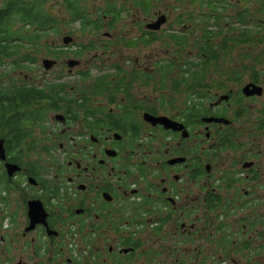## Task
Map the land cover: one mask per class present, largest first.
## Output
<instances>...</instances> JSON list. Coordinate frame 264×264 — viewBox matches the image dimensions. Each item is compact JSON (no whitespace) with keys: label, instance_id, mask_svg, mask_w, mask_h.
I'll return each instance as SVG.
<instances>
[{"label":"flooded vegetation","instance_id":"af4514ba","mask_svg":"<svg viewBox=\"0 0 264 264\" xmlns=\"http://www.w3.org/2000/svg\"><path fill=\"white\" fill-rule=\"evenodd\" d=\"M70 1L50 0L60 3L63 25L70 24ZM77 1L83 13L84 2ZM159 1L87 0V15H100V22L73 23L102 35L83 53H93L83 63L82 56L68 58L78 50L69 47L74 39L63 44L66 33L61 43H21L20 35L4 42L0 254H11L12 264H260L264 0H209L216 13L208 1L206 10L190 8L193 26L202 22L210 39L222 34L211 30L218 14L236 19L241 28L231 45L244 49L236 59H217L233 64L232 71L227 66L200 97L195 72L185 71L169 86L173 74L148 73L139 67L148 58L133 56L160 31L147 25L162 15L168 22L172 9L159 3L152 11ZM246 15L253 30L244 27ZM185 19L178 14L175 22L186 28ZM21 27L15 23L11 31ZM38 45L56 56L42 81ZM249 45L260 51L250 56ZM70 59L79 64L70 69ZM176 93L186 95L183 107L175 106ZM147 116L169 119L177 129Z\"/></svg>","mask_w":264,"mask_h":264},{"label":"rangeland","instance_id":"374dc122","mask_svg":"<svg viewBox=\"0 0 264 264\" xmlns=\"http://www.w3.org/2000/svg\"><path fill=\"white\" fill-rule=\"evenodd\" d=\"M4 0H0V7L2 6ZM101 3V2H99ZM165 5L167 8L172 9L171 14L168 17V22L158 31L156 36L152 39L151 45L148 47H140L139 49L132 50L133 56H143L144 58H148L147 63L139 64V67H145L147 68L148 73H164L168 74L171 73L173 76L170 78V80L167 81V85L171 86V81L175 79L182 80L183 74L185 70V65H190L191 62L198 65V62L200 61V58L198 57V48L199 44H201V36L203 32L206 29V26L202 24V22H197V25L193 26V22L190 21L191 18V11L190 8H195L197 6H200L202 3L199 0H162L159 1L155 8L152 9V11H155V9L159 8L158 5ZM60 3L58 2H48L47 5H45V11L51 15L54 19L57 20V25L60 31V34H50L46 40L48 42H51L54 40L58 43V41L61 43L62 35L63 33H66L68 36L74 39L73 43L70 48L75 47L79 52V47L82 44H87L88 42H94L95 45H98L97 39L101 38L102 32H99L98 34H89L87 31H80L79 30V24L78 23H70L69 25H63V18L65 17L63 12L60 11ZM91 10V7L89 8ZM195 10V9H194ZM203 10H206L203 8ZM219 13V11H218ZM179 15L186 14L187 20L185 19V22L183 23L186 25V28H183V25L178 24L175 22L176 17ZM219 19L217 21V26L213 27L211 30L215 31L217 29H221L222 34L219 36H216L212 39H210V44L214 48L223 49L219 47L220 45H223L222 38L224 34H228L226 37V51H223L220 53L219 58H225V57H232L236 59L237 56L241 55L243 53V48L240 49L239 44L238 45H231L234 44L233 41L235 37H237L236 32L240 30L241 25H238L236 22V19L234 20L233 17L230 19H225V16L222 14H218ZM69 13V17H70ZM248 15H246V23L245 28L253 30V23L247 22ZM227 23V25H226ZM215 24V23H214ZM235 28L236 31H230L226 32V29L228 27ZM245 30V29H244ZM249 32V31H248ZM101 34V35H100ZM175 34L179 37H182V40L184 42V47L182 48L180 45L174 44L169 38L170 35ZM75 44V45H74ZM252 53H249L250 56H255L257 52L260 51V49L255 48L253 45H249ZM21 54H24L26 52L25 47H21ZM261 48V47H260ZM246 51H249L246 49ZM255 52V53H254ZM91 54H83L82 56V63L83 60L87 57L92 56ZM37 79L38 81H42L41 78L46 77V75L50 72H45L46 70L42 67L41 61L45 59H50V57H53L51 55V52L47 50H40L37 51ZM67 57V56H66ZM68 58H74L75 56L73 54H70ZM171 62V65L169 64ZM232 63H235V60L231 61ZM222 62V60H219L217 63H210V65L206 66L204 68V73H202L200 76H198V80L196 82L200 85V88L196 87L195 92L196 94L199 93L200 95L204 96L206 95V86L210 82H216L217 78H219L218 81L221 80V73L227 71V66L232 68L233 64H228ZM8 64L5 63L4 68H0V72L7 74V71L9 70L7 68ZM130 67V66H129ZM135 67V65H134ZM162 67H168L165 71H161L160 68ZM202 66H194L192 67V70L200 69ZM102 68L104 71H109L111 66L110 65H102ZM96 71V70H94ZM230 71H232L230 69ZM58 72V71H55ZM187 72V71H186ZM35 74V72H33ZM32 73V75H33ZM19 75L18 71H16L14 74L10 73L8 76L11 78H15V76ZM44 75V76H43ZM21 80L22 82H25L26 80H23L22 76ZM2 79V78H1ZM40 79V80H39ZM190 81V80H189ZM22 85H25L22 83ZM168 86V87H169ZM173 89V88H172ZM174 90V89H173ZM180 90L184 91L185 87L181 86ZM156 94V93H155ZM174 97L178 98L177 103L175 106L177 108L184 106V94H174ZM168 98V96H167ZM264 233V229L261 231ZM262 251L261 255L256 258L260 259V264H264V240L262 241ZM0 261L1 264H12L13 261L12 255L9 254L6 256V252L3 254H0ZM247 260H250V258H246ZM243 264V262L241 263ZM256 264V263H255Z\"/></svg>","mask_w":264,"mask_h":264},{"label":"trees","instance_id":"16d2710c","mask_svg":"<svg viewBox=\"0 0 264 264\" xmlns=\"http://www.w3.org/2000/svg\"><path fill=\"white\" fill-rule=\"evenodd\" d=\"M201 1V5L198 6L200 8L206 9V4L210 5V9L213 13H216L215 8L211 6V2L209 0H199ZM50 2V0H4L2 6L0 7V65L4 57L9 56V53L4 45V42L12 37L17 35L19 36V40L21 43L23 42H44L47 41L46 38L51 34H60V30L57 25V20L54 19L51 15H49L45 11V5ZM84 2V9L83 13L78 12L77 10V0L70 1V23L77 21L78 19L81 21L83 26L92 25L95 26L100 22V15H98V20H94V18L89 17L87 15V8L85 6L87 0H83ZM219 4H221V0H217ZM208 6V5H207ZM218 12V11H217ZM15 23H21L22 27L19 31H11L14 27ZM32 28V29H31ZM89 34H98L99 29L93 28L91 30H86ZM212 35L210 32L204 31L201 36V44H199L198 48V57L201 59L198 62L197 66H202L200 69L195 71L187 69L186 71L191 73L195 72L196 75L200 76L204 73V68L210 63H217V59L220 57V53L226 51L224 47L223 49L214 48L210 44V38ZM170 40L174 42V44L180 45L182 48L184 47V42L182 37H179L175 34L169 36ZM152 38H149L148 42H152ZM93 42H88L87 44H82L79 48V54H82L85 50H93L91 48ZM89 47V48H88ZM47 50L49 52L48 45H38L37 51L40 50ZM76 54L75 56H81ZM53 57L55 53H51ZM205 58V59H203ZM215 61V62H214ZM188 66V65H187ZM168 67H163L162 71H165ZM198 80V77L196 78ZM200 88V85H197ZM197 96H202L199 93L196 94Z\"/></svg>","mask_w":264,"mask_h":264},{"label":"water","instance_id":"95a60500","mask_svg":"<svg viewBox=\"0 0 264 264\" xmlns=\"http://www.w3.org/2000/svg\"><path fill=\"white\" fill-rule=\"evenodd\" d=\"M165 21H166L165 16L162 15L154 23H151V24L147 25V29L152 30V31H158L161 28V26L163 24H165ZM71 42H72V38L71 37H64L63 38V44L68 45ZM42 64H43L45 70H49L50 66L52 65V62L49 61V60H43ZM78 64L79 63L77 61H73V60L68 61L69 68H72V67H74V66H76ZM146 119L149 120V121H152L153 124L158 123V124L163 125V127L165 129H173V130L177 129V127H176L177 124L176 123H174L173 121H170L169 119H166L164 117H162V118H152V117L147 116ZM0 156H1L2 159H4L3 150L2 149L0 151ZM6 167L8 169H10V168L14 169V166H12V165H7Z\"/></svg>","mask_w":264,"mask_h":264}]
</instances>
